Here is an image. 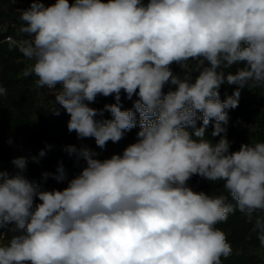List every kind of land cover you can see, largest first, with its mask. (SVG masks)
<instances>
[{"label": "clouds", "instance_id": "clouds-1", "mask_svg": "<svg viewBox=\"0 0 264 264\" xmlns=\"http://www.w3.org/2000/svg\"><path fill=\"white\" fill-rule=\"evenodd\" d=\"M18 10L26 38L16 46L33 61L23 75L50 91L68 131L102 150L139 131L105 159L67 145L86 166L62 190L30 180L28 157L0 170V264H222L233 249L217 224L237 211L264 247V141L231 151L226 127L241 90L264 85V0H31ZM225 84L235 90L221 100ZM98 96L115 103L91 107ZM193 176L222 181L228 195L194 191ZM48 178L63 182V164Z\"/></svg>", "mask_w": 264, "mask_h": 264}, {"label": "trees", "instance_id": "trees-1", "mask_svg": "<svg viewBox=\"0 0 264 264\" xmlns=\"http://www.w3.org/2000/svg\"><path fill=\"white\" fill-rule=\"evenodd\" d=\"M49 1L50 3L55 2V0ZM19 17L20 12L16 11L14 16L9 19L18 30L22 23ZM4 22L5 19L0 15V83L7 89V95L0 98V128L3 130L12 129L16 132L25 131L24 140L28 146L26 145L25 151L21 154V156L29 158L25 175L30 180L42 183L47 190H62L68 186V181L77 176L86 165L83 160L77 161L74 155L70 156L64 149L67 145H75L77 148L82 146L77 142L76 133H70L67 129L69 115L63 109H59L60 114L55 115L52 111L54 106H51L46 99L44 101L47 102V105L40 104L39 88L35 85L36 77L34 75L29 77L23 75L26 69L23 60L26 58L19 51L16 46L17 43L4 40L8 35L14 33V28L10 26L7 30H2ZM20 34L17 35L18 38H26L24 34ZM17 60L20 61L17 62ZM189 63L191 64V62ZM173 70L183 75L184 70L179 69L178 66L173 65ZM234 70L231 69L230 71ZM234 90L235 86L222 85L220 88L221 100L232 95ZM164 91L167 92L168 88L166 87ZM133 100H135V97H133ZM121 102L124 109H130L133 106V101L127 100L123 93ZM111 103H115L114 97L98 96L91 107L100 109L105 104ZM253 103V99L241 93L239 106L236 109L229 110L230 119L226 127L227 138L231 142V151L239 150L240 145L243 143L264 141V113H259L258 106L252 107ZM253 117L257 118L259 123L260 138L256 137V130L252 131L249 128V121ZM104 118L110 119V113L105 112ZM200 123L198 121L197 126H200ZM212 123L209 124L206 135L213 142H216L219 137H211ZM138 131L139 127L137 126L126 132L124 138L118 143L109 141L103 150H124L129 144L137 141ZM80 140L85 145H89L97 154L103 151L96 146L94 138ZM46 145H51V149L47 151L46 156L40 158L39 163L33 162L30 158L37 156L39 151L44 149ZM97 158L101 159L102 156L97 155ZM11 161L12 157L8 145L0 143V170H6L10 174L14 173L16 170ZM61 163L65 168L67 177L63 182L58 183L52 178H48L46 181L42 179V173L46 171L56 173ZM188 184L194 191H204L214 195H228L223 189L222 181L212 183L199 176H193ZM217 227L226 233L227 240L233 249L231 256L226 259L221 258L222 264H264L256 253L249 250L251 245L258 247L261 245L252 231L253 224L249 223L246 216L237 211L235 214L230 215L226 222L217 224ZM5 235L10 239L12 233L5 231Z\"/></svg>", "mask_w": 264, "mask_h": 264}, {"label": "rangeland", "instance_id": "rangeland-1", "mask_svg": "<svg viewBox=\"0 0 264 264\" xmlns=\"http://www.w3.org/2000/svg\"><path fill=\"white\" fill-rule=\"evenodd\" d=\"M31 0H16L14 3L13 0H0V15L3 19H5V22L2 26V30L5 31L8 29L10 26L11 28H14V33L8 35L4 40H9L14 43H18L19 41H22V38H18L17 35H21L19 30L16 29L15 24L10 22L9 19L14 16L16 11H19L18 9H24L27 8L30 4ZM43 2L48 5L52 4L50 3L49 0H43ZM20 60H17L19 62ZM23 62L25 63L26 68H30L33 61L24 59ZM39 93H40V104L47 105L44 100L46 99L51 106L56 107L57 109H62L60 108L59 105L55 104V98L52 96L50 91L47 88H39ZM241 93L245 95L246 97H250L253 99L254 103L252 107L258 106L259 113H264V86L262 85H257V86H252L248 85L246 88L241 90ZM51 95V96H49ZM91 106V104H90ZM249 128L252 131H257L256 137L260 138L261 134L258 131L259 128V123L257 121V118L253 117L249 121ZM24 132L23 130L16 132L12 129H6L3 130L0 128V143L7 144L11 157L16 158L20 157L22 152L25 151L26 149V142L24 140ZM11 140V143L9 141ZM77 142L82 146H87L91 149L89 145H85L78 137H77ZM28 146V145H27ZM31 147V146H30ZM123 150H117V149H108V150H103L98 153L99 156H102L101 159L105 158H110L113 154H122ZM12 164V163H11ZM86 166V165H85ZM84 166V167H85ZM14 167V166H13ZM16 170V169H15ZM3 243H7L9 238L4 234L2 237ZM249 250L252 251L253 253H256L262 263H264V247L261 246H254L251 245L249 247Z\"/></svg>", "mask_w": 264, "mask_h": 264}]
</instances>
